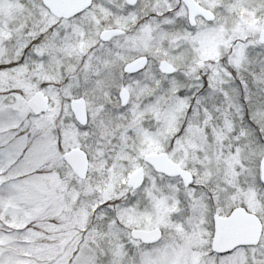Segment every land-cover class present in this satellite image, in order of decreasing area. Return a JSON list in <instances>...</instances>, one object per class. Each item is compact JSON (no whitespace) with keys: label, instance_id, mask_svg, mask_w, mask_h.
<instances>
[{"label":"snow or ice","instance_id":"obj_1","mask_svg":"<svg viewBox=\"0 0 264 264\" xmlns=\"http://www.w3.org/2000/svg\"><path fill=\"white\" fill-rule=\"evenodd\" d=\"M0 264H264V0H0Z\"/></svg>","mask_w":264,"mask_h":264}]
</instances>
